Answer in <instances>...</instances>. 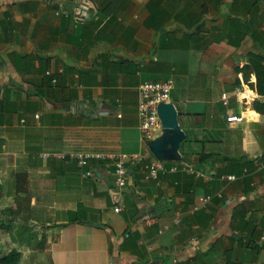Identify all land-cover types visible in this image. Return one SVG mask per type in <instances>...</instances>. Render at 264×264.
Segmentation results:
<instances>
[{
    "label": "crops",
    "instance_id": "1",
    "mask_svg": "<svg viewBox=\"0 0 264 264\" xmlns=\"http://www.w3.org/2000/svg\"><path fill=\"white\" fill-rule=\"evenodd\" d=\"M252 51L264 53V0H0V209L46 227L50 264H264V94L238 70ZM170 77L185 138L163 161L212 180L143 177L156 157L139 85ZM80 152L138 156L120 211L112 161L84 168ZM243 156L249 173L224 178ZM18 172L28 200L15 198ZM203 195L213 198L193 213ZM148 213L158 222L143 225Z\"/></svg>",
    "mask_w": 264,
    "mask_h": 264
},
{
    "label": "built area",
    "instance_id": "2",
    "mask_svg": "<svg viewBox=\"0 0 264 264\" xmlns=\"http://www.w3.org/2000/svg\"><path fill=\"white\" fill-rule=\"evenodd\" d=\"M57 79L53 78V82H56ZM175 87V81L173 78H167L165 80H147L142 82L139 85V92H138V115H139V128L142 133V138L146 142H150L152 139L155 138L157 132L156 130L162 129V122L158 115V103L160 101H170L171 100V93L173 88ZM223 98L227 101L228 93L223 92ZM228 102V101H227ZM242 120L241 115L238 114H229L227 116V121H240ZM76 158L78 160V164L81 167L87 168L90 159L93 157H100L103 159H109L112 161L115 169H114V176H115V185L118 191L116 197V209L120 211L122 209L121 204L123 202L124 192L127 189V184L129 180V173H128V163L134 159H137L138 156H127V155H119V154H92V153H84L80 152L77 153ZM143 177L144 179L150 180H157L160 174H164L167 172H183L186 175H191L196 178H202L207 181L212 180L215 175L216 171L211 170H203L196 168L192 163L189 162H182L181 164H174L170 167H167L163 160H159L157 158L143 162ZM248 172V168L244 167L242 173L246 175ZM84 176H91L93 175L92 169H85L83 171ZM238 176L236 173H227L224 178L232 181L236 180ZM218 197H222L223 193L219 192L217 194ZM213 198L212 195H203L199 199L196 200L195 206L192 208V212L194 213L197 211L200 206L205 205ZM141 221L143 225L150 226L157 223V217L153 214H145L141 217ZM176 224L180 223L181 218L180 215L177 214L173 220ZM170 224L162 225L158 232L164 233L168 229H170Z\"/></svg>",
    "mask_w": 264,
    "mask_h": 264
},
{
    "label": "rangeland",
    "instance_id": "3",
    "mask_svg": "<svg viewBox=\"0 0 264 264\" xmlns=\"http://www.w3.org/2000/svg\"><path fill=\"white\" fill-rule=\"evenodd\" d=\"M156 132L157 134L160 133L161 129L156 130ZM248 173L249 169L246 175ZM246 175L242 173L238 175L240 177L237 179L244 178ZM28 216L27 210L7 207L0 209V255L13 247H18L22 251L20 264H50L45 250L49 238L47 229L43 225L36 228L33 225L30 226V221L26 220ZM30 227L33 228L34 232L31 243L28 245L27 238L29 235L27 234H30ZM23 228H27L24 231L25 234L22 233Z\"/></svg>",
    "mask_w": 264,
    "mask_h": 264
},
{
    "label": "trees",
    "instance_id": "4",
    "mask_svg": "<svg viewBox=\"0 0 264 264\" xmlns=\"http://www.w3.org/2000/svg\"><path fill=\"white\" fill-rule=\"evenodd\" d=\"M249 62L238 70L243 72L244 78L248 81L249 85L255 89L258 93L264 94V53L261 52H250ZM254 73L256 75V81L251 82L250 74ZM232 165H236L237 168L233 169V173L238 175L242 174V167L244 164L251 165L253 159L247 157H239L234 159H229ZM28 174L26 172L16 173V195L15 198L21 197V192H26L28 190ZM1 188V187H0ZM1 192V191H0ZM24 200H28V195L22 196ZM79 217L75 215L71 220H78ZM22 256V251L18 247H13L7 252L0 255V264H20Z\"/></svg>",
    "mask_w": 264,
    "mask_h": 264
},
{
    "label": "water",
    "instance_id": "5",
    "mask_svg": "<svg viewBox=\"0 0 264 264\" xmlns=\"http://www.w3.org/2000/svg\"><path fill=\"white\" fill-rule=\"evenodd\" d=\"M158 115L162 122V133L149 142V148L159 160L179 158V147L185 138L179 122L178 110L173 101H160Z\"/></svg>",
    "mask_w": 264,
    "mask_h": 264
}]
</instances>
